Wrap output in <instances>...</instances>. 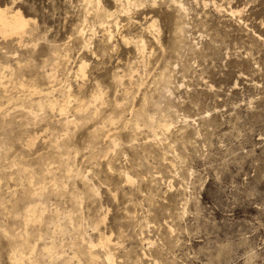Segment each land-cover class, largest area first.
<instances>
[{
  "label": "rangeland",
  "instance_id": "1",
  "mask_svg": "<svg viewBox=\"0 0 264 264\" xmlns=\"http://www.w3.org/2000/svg\"><path fill=\"white\" fill-rule=\"evenodd\" d=\"M0 7V264H264V0Z\"/></svg>",
  "mask_w": 264,
  "mask_h": 264
},
{
  "label": "bare ground",
  "instance_id": "2",
  "mask_svg": "<svg viewBox=\"0 0 264 264\" xmlns=\"http://www.w3.org/2000/svg\"><path fill=\"white\" fill-rule=\"evenodd\" d=\"M173 1V0H172ZM175 2V1H174ZM97 5L99 4V1L96 3ZM98 9V8H97ZM96 10L99 11V10ZM100 9V8H99ZM94 10V11H95ZM123 10V9H122ZM101 12V10H100ZM99 13V12H98ZM97 13V14H98ZM101 17H104V18H107L108 22L106 23H112V21H114L112 18L114 17L115 15V12L113 11H106L105 9L102 10V14H100ZM112 19V20H111ZM28 25H29V20L24 18L22 13L20 12L19 9H12L10 7H5V8H1L0 7V43L1 45H9V41L12 42V41H16V45L20 46V45H23L24 43H26L27 41V38H29L31 36V32H28ZM114 25L117 26L118 25V22H115L114 21ZM153 25V24H152ZM80 32V31H79ZM83 32V31H82ZM83 34V33H82ZM139 42V41H138ZM26 45V44H25ZM137 46V45H136ZM3 47H0V56L5 54L6 52L2 50ZM137 50L139 52H143L144 50V43L142 41H140V45L138 43V47H136ZM4 68H7V66H2L0 65V71ZM83 68H84V65L83 64H80L79 65V71L80 73H84L83 72ZM54 74H48V78L50 79V81H48L50 83L49 87H48V90L47 92H43V91H37V90H33L34 94L37 96H48V94L55 90V80H54ZM23 85V84H21ZM32 92V91H31ZM100 100V97L99 96H95L93 98V101L94 102H97ZM36 104L37 106L41 107L43 104H42V101L39 99L38 101H36ZM49 106H54L52 105V101L48 103ZM36 106V107H37ZM24 108V106H23ZM60 111H62L61 109H59ZM26 113L28 115H33L31 111H26ZM141 115V114H140ZM150 117V116H149ZM147 118V116H146ZM151 118V117H150ZM149 119V118H148ZM147 119V120H148ZM66 123H68V121H66ZM168 125L167 124H161V127L165 128L167 127ZM167 129V128H166ZM165 130V129H164ZM126 181L127 182H130V179L128 177H126ZM41 208V207H39ZM39 211V210H38ZM44 211V210H43ZM40 212V211H39ZM26 213V212H25ZM27 213L30 215L34 213V211L30 210L29 208L27 209ZM27 216V215H26ZM28 217V216H27ZM35 220V219H34ZM109 243H110V239L109 237H105L103 238V242L100 243V246L101 247H107V245L109 246ZM87 247L90 249V255L92 256V251L91 249L95 246L93 245L92 242H87ZM51 249L52 247L51 246H44L43 247V251L48 253L49 255L51 254ZM106 250V249H105ZM57 252V251H56ZM53 253V252H52ZM111 254V253H110ZM19 256V257H18ZM55 257V254L53 255ZM48 257V256H47ZM112 257H109V255L107 254L105 256V259H106V262L107 264H112L110 261H113L111 260ZM22 259H25L24 256H20V255H17V256H14V257H11L10 258V261H11V264H24L23 260ZM51 259V258H50ZM92 261H94V257L92 256L91 257ZM28 261V260H27ZM69 261V260H68ZM26 263V262H25ZM93 263V262H92Z\"/></svg>",
  "mask_w": 264,
  "mask_h": 264
}]
</instances>
